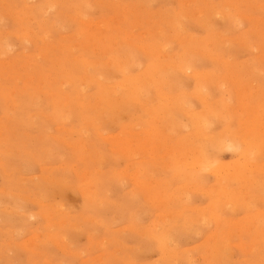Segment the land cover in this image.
I'll return each mask as SVG.
<instances>
[{"label": "rangeland", "instance_id": "rangeland-1", "mask_svg": "<svg viewBox=\"0 0 264 264\" xmlns=\"http://www.w3.org/2000/svg\"><path fill=\"white\" fill-rule=\"evenodd\" d=\"M262 145L264 0H0V264H264Z\"/></svg>", "mask_w": 264, "mask_h": 264}, {"label": "bare ground", "instance_id": "bare-ground-1", "mask_svg": "<svg viewBox=\"0 0 264 264\" xmlns=\"http://www.w3.org/2000/svg\"><path fill=\"white\" fill-rule=\"evenodd\" d=\"M221 17H222V16H221ZM210 18H211V16H210ZM164 49H165V48H164ZM185 56H186V55H185ZM185 56H184V57H185ZM184 57L180 59V61H179V63H178V68H177V69H179V68H182L183 70L186 69L187 71L192 72L193 75L195 76V78H196L197 80H198V79H202L201 77H199L198 73H194V72H193V69H192V67H191V64H190L189 60H188V59H184ZM172 66H173V65H172ZM158 67H160V66H158ZM164 67H165L166 69L169 70V67H168V66H167V67L164 66ZM149 70L151 71L152 69H149ZM183 70H182V71H183ZM186 70H185V71H186ZM185 71H183V72H185ZM147 72H148V70H147ZM151 72H152V71H151ZM168 73H169V72H168ZM157 74L159 75V72H158ZM145 75H146V72H145ZM149 75H150V74H149ZM150 78H151V76H150ZM124 79H125V78H124ZM130 79H131V78H130ZM130 79H129V80H130ZM132 79H133V78H132ZM136 79H138V78H136ZM163 79H165V78H163ZM125 80H126V79H125ZM125 80H124V81H125ZM129 80H128V81H129ZM149 80H150V79H149ZM206 80H207V78H206ZM132 81H133V83H134L135 85H139V83L142 82V81L139 82V81H137V80H132ZM134 81H135V82H134ZM143 82H146V81L143 80ZM146 84H147V83H146ZM128 85H129V83L127 82V85H125V86L127 87ZM141 85H142V84H141ZM147 85H148V87H149V85H151V87H153L154 89L156 88V89L159 90L160 88H164V87L166 86V82L162 81L161 79L157 80V77H155V75H154V77L150 80V82L148 81V84H147ZM129 86H130V85H129ZM129 86H128V87H129ZM145 86H146V85H145ZM169 87H170V86H169ZM199 87H200V86H199ZM137 88H140V87H137ZM170 88H171V87H170ZM116 89H117V88H116ZM135 89H136V88H135ZM142 89H144V87H143ZM203 89H204V88H203ZM112 90H113V89H112ZM127 90H128V89H127ZM131 90H132V89L130 88V91H131ZM138 90H139V89H138ZM113 91H115V89H114ZM134 91H135V90H134ZM139 91H140V90H139ZM156 91H157V90H156ZM128 92H129V91H128ZM128 92H126V93H128ZM136 92H137V89H136ZM140 92H141V91H140ZM140 92H139L138 94H140ZM131 93H132V92H131ZM142 93H143V92H142ZM136 94H137V93H136ZM136 94H134V95H136ZM140 95H141V94H140ZM158 95H159V94H158ZM136 96H137V95H136ZM162 97H163V96H161V98H162ZM167 98H168V97H167ZM139 99H140V98H139ZM139 99H138V100H139ZM177 99H178V98H177ZM110 100H111V99H110ZM163 100H164V99H163ZM165 100H166V98H165ZM168 100H169V99H168ZM174 100H175V99H174ZM133 101H135V100H133ZM138 102H139V101H138ZM178 102H179V99H178ZM163 108H164V107H163ZM168 113H170V112H168ZM170 115H171V114H170ZM257 116H258V115H257ZM202 124H203V123H202ZM205 126H206V125H205ZM197 132H198V131H197ZM257 132H258V131H257ZM252 133H253V131H252ZM155 135H156V134H155ZM193 135H194V134H193ZM250 135H251V134H250ZM231 136H232V138H234L233 136H235V138H236V135L229 134V135L227 136V140H228V138L231 137ZM209 137H210V136H209ZM203 138H204V137H203ZM240 138H241V136L239 137V139H240ZM242 138H243V137H242ZM223 139H225V138H223ZM237 139H238V137H237ZM210 140H211V139H210ZM233 140H234V139H233ZM233 140L230 138L229 141L231 142V141H233ZM235 140H236V139H235ZM244 140H246V139H244ZM244 140H241V142H243V144H244V142H245ZM220 141H222V140H220ZM225 141H226V140H225ZM236 141H237V140H236ZM238 141L240 142V140H238ZM257 141H258V140H257ZM216 142H217L218 144L220 143L219 140L216 141ZM216 142H215V143H216ZM248 142H249V141H248ZM217 143H216V144H217ZM231 143H232V142H231ZM245 143H247V142H245ZM216 144H215V145H216ZM221 144H224V140H223L222 143H220L219 145H221ZM238 144H239V143H238ZM250 144H251V143H250ZM250 144L248 143V146H249V147L247 146V147H248V151H247V152H250L249 149L251 150V149L255 146V145H253V147L251 148L252 145L250 146ZM259 144H260V143H258V145H259ZM246 145H247V144H246ZM213 146H214V145H213ZM226 146H227V145H226ZM228 146H230V145H228ZM235 146H236V145H235ZM262 146H264V145H262ZM215 147H216V146H215ZM231 147H232V146H231ZM240 147H241V146H240ZM242 147H243V146H242ZM245 147H246V146H245ZM203 148H204V146H203ZM203 148H202V149H203ZM217 148H219V147H217ZM235 148H236V147H234V149H235ZM259 148L261 149V148H263V147H259ZM204 149H205V148H204ZM229 149H230V148H229ZM231 149H232V148H231ZM254 149H255V148H254ZM254 149H252V150H254ZM257 149H258V148H257ZM260 149H259L258 151H260ZM210 150H211V149H210ZM245 150H247V149H245ZM252 150H251L250 153H253V152L255 151V150H254V151L252 152ZM211 151H212V150H211ZM198 152H199V151H198ZM198 152H197V153H198ZM208 152H209V150H208ZM208 152H207V153H208ZM244 152H245V151H244ZM256 152H257V151H256ZM256 152H255V153H256ZM194 153H195V152H194ZM201 153H202V152H201ZM240 153H241V152H240ZM202 154H204V153H202ZM242 154H243V153H242ZM242 154H240V155H242ZM249 155H250V154H249ZM251 155H252V154H251ZM251 155H250V156H251ZM260 155H261V154H260ZM200 156H201V155H200ZM246 157H247V156H246ZM248 157H249V156H248ZM186 158H187V157H186ZM245 159H247V158H245ZM198 160H199V159H198ZM203 160H204V159H203ZM239 161H240V160H239ZM199 162H201V160L197 161V164H198ZM249 162H250V161H249ZM249 162H248V163H249ZM191 163H192V162H191ZM202 163H203V162H202ZM202 163H201V164H198V165L202 166V171H203V167L205 166V160H204V163H203L204 165H202ZM240 163H241V161H240ZM185 164H186V163H185ZM245 164H246V166H247V161H245ZM193 165H194V164H193ZM220 165H221V164H220ZM243 165H244V162H243ZM261 165H262V164H261ZM194 166H195V165H194ZM200 166H199V167H200ZM238 166H239V165H238ZM240 166H241V165H240ZM191 167H192V166H191ZM247 167H248V166H247ZM249 167H250V165H249ZM200 168H201V167H200ZM204 168H205V167H204ZM208 168H209V167H208ZM208 168H207V170H208ZM212 168H214V169H212ZM212 168H211V170H214V172L212 171V173H215L217 170L215 169L214 166H212ZM196 170H197V169H196ZM205 170H206V168H205ZM205 170H204V171H205ZM209 170H210V169H209ZM240 170H242V168H241ZM244 170H245V169H244ZM244 170H243V171H244ZM247 170H248V169H247ZM198 171H199V169H198ZM200 171H201V170H200ZM221 171H222V169H221ZM221 171H220V172H221ZM226 171H227V170H226ZM228 171H229V170H228ZM249 171H250V170H249ZM259 171H260V170H259ZM209 172H210V171H209ZM251 172H252V170H251ZM189 173H190V172H189ZM195 173H196V172H195ZM197 173H199V172H197ZM199 174H201V173H199ZM216 174H217V175H222V174H218V173H216ZM244 174H245V173H244ZM244 174H243V175H244ZM191 175H192V174H191ZM241 175H242V174H241ZM198 176H199V175H198ZM191 178H193V177L191 176ZM194 179H195V177H194ZM196 179H197V178H196ZM189 180H190V179H189ZM198 180H199V179H198ZM198 180L195 181V182L198 183V182H199ZM236 180H237V179H236ZM243 180H244V179H243ZM191 181H192V180H191ZM193 181H194V180H193ZM247 182H248V181H247ZM199 183H200V182H199ZM242 183H243V182H242ZM250 183L252 184V182H250ZM262 214H263V213H262ZM260 215H261V214H260ZM215 219H216V218H215ZM162 234H163L164 236H166L164 233H162ZM160 235H161V234H160ZM163 235H162V237H163ZM159 237H160V236H159ZM166 237H167V236H166ZM166 237H164V239L161 238V240H159V241H161L160 243H159V242L157 243L156 241H155V243L160 244V248H163L164 245H165V243H166V240H167ZM154 239H155V238H154ZM55 246H56V245H55ZM250 251H251V250H250Z\"/></svg>", "mask_w": 264, "mask_h": 264}]
</instances>
